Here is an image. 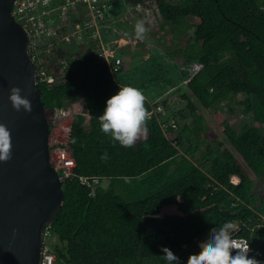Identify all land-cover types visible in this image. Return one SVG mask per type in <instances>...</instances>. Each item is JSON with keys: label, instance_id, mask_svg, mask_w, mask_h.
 <instances>
[{"label": "trees", "instance_id": "16d2710c", "mask_svg": "<svg viewBox=\"0 0 264 264\" xmlns=\"http://www.w3.org/2000/svg\"><path fill=\"white\" fill-rule=\"evenodd\" d=\"M157 2V27L173 25V36L186 43L174 51L184 58L180 76L144 91L151 96L146 107L150 112L161 90L181 91L186 106L174 108L163 98L167 114L150 115L147 138L126 148L101 131L98 117L126 75L124 65L114 78L95 56L93 41L71 59L65 81H40L46 111L65 109L72 117L77 161L76 176L64 182L63 208L48 228L60 240L55 264H168L163 247L179 258L174 264H186L200 251L197 239L226 222L240 226L237 235L255 248L250 258L264 264V196L256 188L264 181V2ZM147 39L136 35L132 47ZM66 51L46 55L50 72H58ZM196 62L203 66L193 74L189 67ZM235 106L250 117L239 130L226 116ZM187 107L192 121L178 129L176 117L186 118ZM80 175L99 176L95 193Z\"/></svg>", "mask_w": 264, "mask_h": 264}, {"label": "water", "instance_id": "95a60500", "mask_svg": "<svg viewBox=\"0 0 264 264\" xmlns=\"http://www.w3.org/2000/svg\"><path fill=\"white\" fill-rule=\"evenodd\" d=\"M14 6L15 0H0V124L11 134V159L0 161V264H40L66 192L51 161V126L30 34ZM13 86L31 101V112L13 108Z\"/></svg>", "mask_w": 264, "mask_h": 264}, {"label": "built area", "instance_id": "2783aa9c", "mask_svg": "<svg viewBox=\"0 0 264 264\" xmlns=\"http://www.w3.org/2000/svg\"><path fill=\"white\" fill-rule=\"evenodd\" d=\"M14 13L29 31L31 53L38 67V80L48 83L65 81L71 59L79 57L81 45L87 41L95 43V56L108 63L112 75L117 79V72L125 65L122 49L127 44L134 45L136 41V25L140 23L150 32L159 25L157 0H138L133 3L127 0H15ZM142 40H145L144 35ZM55 50H67L58 61L60 67L57 73L50 72L46 64V55ZM202 66V63L196 62L189 70L196 74ZM151 104L150 115L167 114L162 100ZM47 116L51 132L53 125L70 117L65 109L51 110ZM173 126H176L175 122ZM65 127V140L52 139L50 136L51 161L64 182L76 176L77 165L71 145L72 121L70 126ZM79 178L95 193L94 189L100 182L99 176L80 175ZM242 239L244 243H249L247 238ZM54 263L55 254L46 245L40 264Z\"/></svg>", "mask_w": 264, "mask_h": 264}, {"label": "clouds", "instance_id": "9594fccd", "mask_svg": "<svg viewBox=\"0 0 264 264\" xmlns=\"http://www.w3.org/2000/svg\"><path fill=\"white\" fill-rule=\"evenodd\" d=\"M135 31L137 37L142 38L145 28L138 23ZM20 92L19 87L10 88L9 100L13 108L17 111L23 108L25 111L31 112V101L22 97ZM149 118L150 113L146 107V97L142 90L128 85L119 87V90L107 99L106 107L98 120L104 134L110 135L121 146L130 148L146 136ZM0 141H2L0 142V161H7L11 159V134L3 124H0ZM107 158V153L101 156V159ZM238 231L236 224L226 222L217 231L212 232L209 238L203 239L206 241L199 244L200 239L198 238L200 251L190 254L186 264H261L254 257L250 258L255 248L247 237L238 236ZM242 238H247L249 243H244ZM46 245L48 244L45 241ZM162 251L168 264L178 262L179 258L169 248L163 247Z\"/></svg>", "mask_w": 264, "mask_h": 264}, {"label": "rangeland", "instance_id": "374dc122", "mask_svg": "<svg viewBox=\"0 0 264 264\" xmlns=\"http://www.w3.org/2000/svg\"><path fill=\"white\" fill-rule=\"evenodd\" d=\"M264 2V0H261ZM159 23L162 21L161 16H159ZM193 18L188 17V22H192ZM172 27L173 25H167L164 29H159L158 27L154 30L147 31L145 30L144 37H149L150 40H146L147 42L140 41L134 48L132 47V44L125 45L122 49L121 54L125 55L124 52L125 49H131L134 54L132 57L125 61V63L129 62L128 65H130L127 70L124 72L123 75H126L125 80L129 85L137 87L143 91H148L150 89L155 88H164L163 84H166L167 77H175L180 76L181 71L178 68V64L183 66L184 58H181L179 55H177L174 51L178 46L183 45L186 43V41H179L178 37L173 36L172 34ZM194 28L188 29V34L193 32ZM179 29L176 28V32H178ZM188 34L185 36L188 37ZM143 37V36H142ZM136 39V37H135ZM142 39V38H141ZM136 44V41L133 43ZM73 48V46H72ZM75 48H73L74 50ZM180 66V67H181ZM181 92V91H180ZM180 92H164L161 90L159 94H156L160 97V101L164 98H167V101L169 105H171L174 108H183L186 106L185 99L182 97ZM156 95H153L155 97ZM151 97V96H150ZM158 100V98L155 99V101ZM151 102H154V100H151ZM235 111L230 112L227 110L226 116L230 120L233 127L237 130H239L245 123H247L250 120L249 115L244 114L242 111H240V106L234 107ZM185 110V114L187 115L186 118H182L181 116H177L176 118H180L178 129L181 125H183L185 122H191L192 116L190 113V109L187 107ZM72 121V117H68L63 119L62 121H59V123L56 125H53V130L51 132V138L59 139V140H65L66 136V127L70 126ZM172 122L174 120H171ZM149 134V131H147V134L145 137L141 138L137 142L142 141L143 139L147 138ZM188 143H186L184 146L180 147V150L182 153L186 152V149L188 147ZM232 179L235 182H239L240 179L238 176H233ZM256 188L260 194L261 197L264 196V181L262 178L257 180ZM233 223V222H231ZM236 224V223H234ZM238 226V229L240 226ZM219 229V227L215 228L212 232H215ZM211 234V233H210ZM209 235L203 237L200 239L199 244L204 238H209ZM46 243L53 248L55 247V244L60 243L59 237L56 235H53L50 233V231H47V235L45 238ZM198 244V245H199ZM51 248V249H52Z\"/></svg>", "mask_w": 264, "mask_h": 264}, {"label": "crops", "instance_id": "0c3cea01", "mask_svg": "<svg viewBox=\"0 0 264 264\" xmlns=\"http://www.w3.org/2000/svg\"><path fill=\"white\" fill-rule=\"evenodd\" d=\"M126 51V50H125ZM134 52L135 51H133L132 52V50H129V51H126V52H124L125 53V55H124V57H125V61L126 60H128V59H130L131 57H132V55L134 54ZM128 63L129 62H127V63H125V67H124V71H126L127 70V68L130 66V65H128ZM130 64V63H129ZM124 71H123V74H124ZM124 79V78H123ZM125 80V79H124ZM123 82H125V86H128L129 85V83H126V81H123ZM142 92H143V94L149 99V95L146 93V92H144L143 90H142ZM159 98V97H158ZM149 135V134H148ZM138 143V142H137Z\"/></svg>", "mask_w": 264, "mask_h": 264}]
</instances>
